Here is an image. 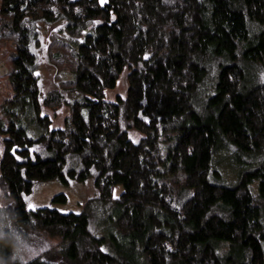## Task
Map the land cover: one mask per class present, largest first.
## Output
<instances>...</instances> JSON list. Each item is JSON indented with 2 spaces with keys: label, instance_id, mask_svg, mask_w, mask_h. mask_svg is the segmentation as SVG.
<instances>
[{
  "label": "trees",
  "instance_id": "1",
  "mask_svg": "<svg viewBox=\"0 0 264 264\" xmlns=\"http://www.w3.org/2000/svg\"><path fill=\"white\" fill-rule=\"evenodd\" d=\"M7 40L0 264H264V0H1ZM88 179L78 212L26 207Z\"/></svg>",
  "mask_w": 264,
  "mask_h": 264
},
{
  "label": "rangeland",
  "instance_id": "2",
  "mask_svg": "<svg viewBox=\"0 0 264 264\" xmlns=\"http://www.w3.org/2000/svg\"><path fill=\"white\" fill-rule=\"evenodd\" d=\"M1 4V0H0ZM44 27L50 29L49 25H44ZM43 27V28H44ZM49 30L44 33L42 30L40 40L37 44L39 55L41 57V62L38 68V75L44 93L48 92L52 88L56 87V71L49 65L46 61L45 47L48 41ZM5 45L0 46V110L4 104V99L10 94V88L8 86L6 75L10 70V63L8 62L10 54L14 51V46L11 40ZM126 92V84L124 76L122 75L117 85L112 90H107L105 98L109 101H113L115 96L118 94H124ZM70 96V95H69ZM67 107H62L55 113L48 112L52 118L51 127H61L64 125V118L67 115ZM132 139L136 141L138 139V134L132 136ZM86 185V186H85ZM83 187V188H82ZM119 187L117 188V190ZM59 193H64L67 196V202H51V198ZM94 195V189L91 185L90 179L83 183L71 182L69 185H64L57 180H51L47 182H42L36 184L32 191L25 196L26 207L29 209H34L37 207L50 206L58 209L60 212L74 211L78 212L82 208V203L88 197ZM38 248V247H37ZM39 248L43 249V246ZM38 248V250H39ZM33 252H37L33 250Z\"/></svg>",
  "mask_w": 264,
  "mask_h": 264
},
{
  "label": "clouds",
  "instance_id": "3",
  "mask_svg": "<svg viewBox=\"0 0 264 264\" xmlns=\"http://www.w3.org/2000/svg\"><path fill=\"white\" fill-rule=\"evenodd\" d=\"M5 225L3 223H0V243L6 242V236L4 232ZM15 243H9L8 246L12 247L13 252L17 255L23 254V253H31L33 250L38 251V248L36 246L29 247L28 245H25L24 242L19 237H14ZM49 247H51V244L49 242Z\"/></svg>",
  "mask_w": 264,
  "mask_h": 264
}]
</instances>
